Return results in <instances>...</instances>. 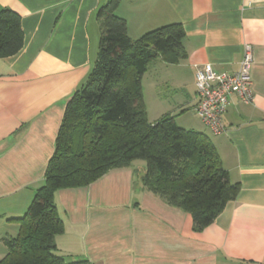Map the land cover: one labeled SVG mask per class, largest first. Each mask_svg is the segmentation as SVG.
I'll return each mask as SVG.
<instances>
[{"label":"crops","instance_id":"crops-1","mask_svg":"<svg viewBox=\"0 0 264 264\" xmlns=\"http://www.w3.org/2000/svg\"><path fill=\"white\" fill-rule=\"evenodd\" d=\"M108 0H0L21 19L23 44L0 58V259L3 238L44 180L67 100L86 81L97 53L96 11ZM115 13L137 39L180 23L184 59L165 67L184 91L179 108L158 106L177 125L205 133L229 181L239 184L213 222L193 229L191 215L145 189V167L111 169L86 186L60 188L54 203L64 224L56 252L89 264H264V0H119ZM250 44L254 100L232 97L213 134L192 121L197 67L234 73ZM143 77V76H142ZM179 112L177 113V111Z\"/></svg>","mask_w":264,"mask_h":264},{"label":"trees","instance_id":"trees-1","mask_svg":"<svg viewBox=\"0 0 264 264\" xmlns=\"http://www.w3.org/2000/svg\"><path fill=\"white\" fill-rule=\"evenodd\" d=\"M119 0L99 6L96 58L85 83L67 100L42 185L18 218L16 236L3 238L0 264H89L57 254L55 237L64 224L54 203L60 188L86 186L111 169L145 161V189L191 215L193 229L209 225L235 199L231 183L209 137L178 126L174 116L149 123L143 104L142 76L149 63H178L186 56L180 23L127 34L126 20L115 13ZM23 44L20 16L0 9V58Z\"/></svg>","mask_w":264,"mask_h":264},{"label":"built area","instance_id":"built-area-1","mask_svg":"<svg viewBox=\"0 0 264 264\" xmlns=\"http://www.w3.org/2000/svg\"><path fill=\"white\" fill-rule=\"evenodd\" d=\"M252 62V46L245 44L243 57L234 73H216L209 64L197 67L195 88L198 100L195 112L213 134H219L224 130L222 115L233 96L244 103L253 102L250 79Z\"/></svg>","mask_w":264,"mask_h":264},{"label":"rangeland","instance_id":"rangeland-1","mask_svg":"<svg viewBox=\"0 0 264 264\" xmlns=\"http://www.w3.org/2000/svg\"><path fill=\"white\" fill-rule=\"evenodd\" d=\"M155 63V60L149 63L141 81L143 104L149 123L157 121L162 116L160 115L158 106L162 105L167 110L179 108V104H181L184 96V91L172 84L166 68H157ZM190 118L192 121H201L198 116H190ZM133 165L139 169L140 167H145V161L140 159L134 160Z\"/></svg>","mask_w":264,"mask_h":264}]
</instances>
